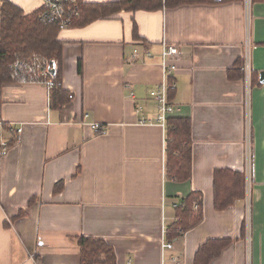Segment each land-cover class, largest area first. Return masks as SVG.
Instances as JSON below:
<instances>
[{
    "label": "crops",
    "instance_id": "1",
    "mask_svg": "<svg viewBox=\"0 0 264 264\" xmlns=\"http://www.w3.org/2000/svg\"><path fill=\"white\" fill-rule=\"evenodd\" d=\"M10 1L25 13L41 3ZM58 39L64 102L52 105L40 82L0 84V264H80L79 235L105 239L115 264H193L215 238L230 243L208 264H264V0L251 3L248 28L244 0H215L121 9ZM163 41L180 50L170 116L190 123L182 181L167 173L166 128L149 95ZM248 150L249 194L245 183L244 197L216 209L214 170L244 173ZM192 191L202 218L164 247L174 203Z\"/></svg>",
    "mask_w": 264,
    "mask_h": 264
},
{
    "label": "trees",
    "instance_id": "2",
    "mask_svg": "<svg viewBox=\"0 0 264 264\" xmlns=\"http://www.w3.org/2000/svg\"><path fill=\"white\" fill-rule=\"evenodd\" d=\"M215 0H111L80 1L81 14L75 23L82 25L98 18H105L126 10H155L174 7L185 3H212ZM259 0H251V3ZM40 8L25 13L16 3L4 0L2 9V27L0 35V84L13 81L11 65L17 59L37 54L47 60H60V30L55 24H44L39 21ZM238 77L243 76V60L236 62ZM57 87L52 89L51 104L64 102L66 95L58 91L61 86L60 70L57 72ZM57 89V90H56ZM51 92V93H52ZM172 95V90L168 92ZM59 97V98H58ZM166 168L170 177L186 180L190 177L191 144L190 123L186 117L169 116L166 122ZM59 187L55 188V191ZM245 195V176L238 170L227 168L215 169L213 173V204L218 210L233 203L236 198ZM199 199L198 208L192 209V203ZM19 211L15 216H19ZM175 221L166 229L168 240L176 238L188 227L197 224L202 213L200 209V193L192 191L175 206ZM13 216V217H15ZM76 243L80 250V264H115V253L112 246L101 237L79 235ZM230 243L228 238L207 239L195 252L193 264H208L220 251Z\"/></svg>",
    "mask_w": 264,
    "mask_h": 264
},
{
    "label": "built area",
    "instance_id": "3",
    "mask_svg": "<svg viewBox=\"0 0 264 264\" xmlns=\"http://www.w3.org/2000/svg\"><path fill=\"white\" fill-rule=\"evenodd\" d=\"M82 0H41L40 11L38 13L39 21L44 24H55L59 29H65L72 26L75 20L80 17ZM245 3V23L248 28L250 21L251 0H244ZM4 0H0V35L2 27V9ZM180 50L176 44L163 41L160 51V65L162 69V79L158 85L149 90V95L156 102V123L166 128L168 117L174 113L179 107L175 106L169 99L168 92L175 88V83L169 80L170 74L174 71L176 65L174 60L179 56ZM245 79L249 84L250 65L248 58L245 59ZM12 78L16 83L40 82L44 85L48 94L57 87V62L47 60L37 54L30 57L17 59L11 65ZM129 96L133 97L134 93L129 91ZM71 97V95H69ZM140 109V108H139ZM94 129L99 128L98 123H93ZM20 128H17V132ZM3 146L5 143H2ZM247 164L244 169L246 194H249V185L251 183L250 159L248 150ZM199 199H195L192 203V209L198 208ZM178 202L174 203L176 206ZM164 247L171 248L172 242L165 240L162 244ZM172 264H179V258L172 257Z\"/></svg>",
    "mask_w": 264,
    "mask_h": 264
},
{
    "label": "water",
    "instance_id": "4",
    "mask_svg": "<svg viewBox=\"0 0 264 264\" xmlns=\"http://www.w3.org/2000/svg\"><path fill=\"white\" fill-rule=\"evenodd\" d=\"M259 81L261 83H264V70L260 71L259 73Z\"/></svg>",
    "mask_w": 264,
    "mask_h": 264
}]
</instances>
